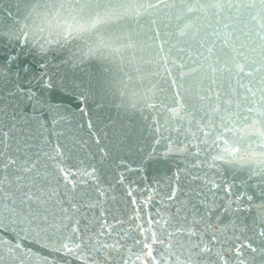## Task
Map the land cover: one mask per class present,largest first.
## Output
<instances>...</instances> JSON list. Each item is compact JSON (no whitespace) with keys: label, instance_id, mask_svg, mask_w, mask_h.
I'll list each match as a JSON object with an SVG mask.
<instances>
[{"label":"water","instance_id":"1","mask_svg":"<svg viewBox=\"0 0 264 264\" xmlns=\"http://www.w3.org/2000/svg\"><path fill=\"white\" fill-rule=\"evenodd\" d=\"M0 264H264V0H0Z\"/></svg>","mask_w":264,"mask_h":264},{"label":"snow or ice","instance_id":"2","mask_svg":"<svg viewBox=\"0 0 264 264\" xmlns=\"http://www.w3.org/2000/svg\"><path fill=\"white\" fill-rule=\"evenodd\" d=\"M151 6V5H150ZM171 111H175V110H171ZM67 178V177H66ZM71 182V181H70ZM141 231H143V229H141ZM146 248H148V245H145ZM253 251H255V249H253ZM149 255H151V249H149Z\"/></svg>","mask_w":264,"mask_h":264}]
</instances>
